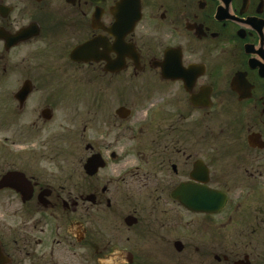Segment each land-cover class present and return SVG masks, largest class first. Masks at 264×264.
<instances>
[{
	"label": "flooded vegetation",
	"instance_id": "obj_1",
	"mask_svg": "<svg viewBox=\"0 0 264 264\" xmlns=\"http://www.w3.org/2000/svg\"><path fill=\"white\" fill-rule=\"evenodd\" d=\"M1 132L0 264H264V0H0Z\"/></svg>",
	"mask_w": 264,
	"mask_h": 264
},
{
	"label": "rangeland",
	"instance_id": "obj_2",
	"mask_svg": "<svg viewBox=\"0 0 264 264\" xmlns=\"http://www.w3.org/2000/svg\"><path fill=\"white\" fill-rule=\"evenodd\" d=\"M16 136L20 137V135H17V134H14L12 133V135L10 134H6L5 132H1L0 133V144L5 142V140L9 137H15ZM76 143H83V140L82 138L81 139H76ZM10 150L9 151H3L0 149V172L9 168V167H15V166H18L20 167L21 163L23 162L22 160H19V158L21 157H18V153L17 152H21L20 151V148L19 147H13V146H10L9 147ZM6 156H10V157H6ZM5 159H10V161H4ZM4 161V162H2ZM17 165H16V164ZM11 195L5 193L3 194L2 196H0V223H3L5 222V219H3V216H4V211H11V210H19V204L15 202V199L13 200H10V197ZM7 201H12V205L10 207H7ZM189 218V222H192V218L191 217H188ZM116 222V221H115ZM118 226V225H117ZM116 226V227H117ZM110 229H114V227H110ZM108 235H112V232L110 233L108 231ZM238 241H242L243 238H240L238 237L237 239ZM138 244V243H137ZM132 247H128L131 252L137 257V256H142V255H145L147 257H149L150 253L152 251H154V249L149 246V242L146 243V246H140L137 248V246L135 247V245H131ZM164 248H166L164 246ZM113 247H110V250H112Z\"/></svg>",
	"mask_w": 264,
	"mask_h": 264
},
{
	"label": "water",
	"instance_id": "obj_3",
	"mask_svg": "<svg viewBox=\"0 0 264 264\" xmlns=\"http://www.w3.org/2000/svg\"><path fill=\"white\" fill-rule=\"evenodd\" d=\"M198 193V191H195ZM194 193H192L193 196ZM226 202L224 195L219 193H213V191L205 188L200 191V195L194 198H184L181 203L190 211L196 213L212 214L219 212Z\"/></svg>",
	"mask_w": 264,
	"mask_h": 264
}]
</instances>
